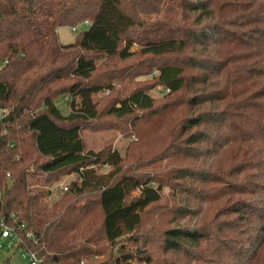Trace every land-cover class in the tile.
Returning <instances> with one entry per match:
<instances>
[{"label": "trees", "instance_id": "1", "mask_svg": "<svg viewBox=\"0 0 264 264\" xmlns=\"http://www.w3.org/2000/svg\"><path fill=\"white\" fill-rule=\"evenodd\" d=\"M85 20L59 42L58 27ZM0 109V220L40 264H153L155 245L254 264L264 251V0H0ZM154 125L167 131L153 155L82 138L115 128L140 141ZM166 185L186 197L175 218L223 200L214 216L229 219L151 232Z\"/></svg>", "mask_w": 264, "mask_h": 264}, {"label": "rangeland", "instance_id": "2", "mask_svg": "<svg viewBox=\"0 0 264 264\" xmlns=\"http://www.w3.org/2000/svg\"><path fill=\"white\" fill-rule=\"evenodd\" d=\"M166 7H164L165 9ZM164 12L158 15H144L151 16L157 18H163ZM170 15V14H169ZM180 18V16H179ZM77 26V31L74 32L71 29V25L60 26L57 29V35L60 43L66 44L69 42H73L76 39L79 31L84 30L86 28L83 21ZM78 32V33H77ZM118 63L119 66L124 65ZM137 81H144V83H150L152 81L151 75L145 74L142 76H137L135 78ZM121 84H117V87H120ZM122 85L131 86L132 83L128 84V82H124ZM121 85V87H122ZM150 93L155 96L158 100H161L165 95V90L161 85H156L152 89H150ZM100 96H103L100 94ZM68 99H64V97L56 100V103L59 105L61 111L64 114L69 112V106L67 103ZM2 116V110L0 109V118ZM159 126L154 125L151 127V130L144 129V136L147 131V137H143V140L137 141L139 138L138 134L131 133L130 135L126 132H121L119 129H92L88 128L82 132V138L85 143V147L88 150H101L105 147L112 146L113 148H117L120 150L122 154L126 153L128 145H133V149L140 147L143 144V149L146 148V151H149L151 155L157 151L160 142L157 141L156 134L153 133H161L167 131V127L163 128L158 132ZM151 132V134L148 133ZM141 133V132H140ZM142 137V135H141ZM132 141H137V143H132ZM191 160H183L178 163H190ZM193 161V160H192ZM195 163V162H194ZM164 166H166V161L163 162ZM76 179V174L74 172H68L62 175L61 181L59 183H55L51 185L53 189V193L50 196V200L55 199L58 196L61 182H71ZM253 180V179H252ZM163 195L164 199L161 201L163 203L164 208H157L153 213L146 215L147 224L154 225L155 227L151 230V232H159L165 227L173 226L175 224H187V225H202L206 222H210L211 228H216L218 226V222L221 219H229L228 215L214 216L218 207L224 202L223 200H218L216 202L210 203L208 200L202 201L201 203H192L191 205L194 207H200V210L196 215L191 218H175L173 216V210L177 205H187V201L185 200V194L177 193L175 196L173 195L172 189L169 186L163 187ZM1 196V192H0ZM185 198V199H184ZM199 202V201H197ZM261 220H256L254 222H250L251 225H256L259 228ZM3 227L0 228V231ZM1 242L4 243V246L0 248V264H28V260L23 256L20 247L11 246L8 241L1 239ZM153 251V264H230L229 261L224 260L225 253H221L217 256V254H211L208 250H196L193 252L194 258L191 256H187L180 253H170L165 254L161 251L160 247L158 248L156 245L153 248L149 249ZM259 259L255 260L254 264H264V251L259 255ZM221 258L222 262H217V260ZM137 264H144L139 263Z\"/></svg>", "mask_w": 264, "mask_h": 264}, {"label": "built area", "instance_id": "3", "mask_svg": "<svg viewBox=\"0 0 264 264\" xmlns=\"http://www.w3.org/2000/svg\"><path fill=\"white\" fill-rule=\"evenodd\" d=\"M84 24L90 25L91 21L85 20L83 21ZM71 29L76 32L77 26H72ZM163 87V86H161ZM165 90V93L168 92V88L163 87ZM63 190H68L69 188V182H61V185ZM3 227V229L0 231V248L4 246V243L1 242V239H4L8 241V243L11 246H16L17 241H21V237L19 236L18 232L15 230V227L7 225L3 220H0V228ZM28 238H34V235L29 232L27 233ZM22 251L23 256L28 260V264H40L42 261V258L39 256L38 251L32 250V249H26V248H20Z\"/></svg>", "mask_w": 264, "mask_h": 264}]
</instances>
